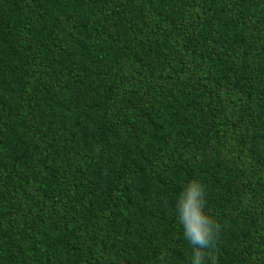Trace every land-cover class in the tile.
I'll return each mask as SVG.
<instances>
[{
  "label": "trees",
  "instance_id": "1",
  "mask_svg": "<svg viewBox=\"0 0 264 264\" xmlns=\"http://www.w3.org/2000/svg\"><path fill=\"white\" fill-rule=\"evenodd\" d=\"M264 264V0H0V264Z\"/></svg>",
  "mask_w": 264,
  "mask_h": 264
},
{
  "label": "clouds",
  "instance_id": "2",
  "mask_svg": "<svg viewBox=\"0 0 264 264\" xmlns=\"http://www.w3.org/2000/svg\"><path fill=\"white\" fill-rule=\"evenodd\" d=\"M203 193V184L193 180L176 197V218L192 249L191 264H202V253L210 252L217 239L216 222L204 211Z\"/></svg>",
  "mask_w": 264,
  "mask_h": 264
}]
</instances>
